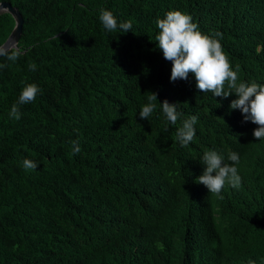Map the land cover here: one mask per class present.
Wrapping results in <instances>:
<instances>
[{
  "label": "trees",
  "instance_id": "obj_1",
  "mask_svg": "<svg viewBox=\"0 0 264 264\" xmlns=\"http://www.w3.org/2000/svg\"><path fill=\"white\" fill-rule=\"evenodd\" d=\"M0 2L18 8L25 50L14 63L0 58V264H264V158L246 155L257 143L230 108L238 97L201 92L193 74L171 82L155 40L167 12L191 15L203 34L222 33L241 81L264 85V0ZM101 9L132 32L105 30ZM14 24L0 14V46ZM32 83L42 94L10 119ZM149 92L157 108L145 120ZM164 100L182 113L175 126ZM193 115L196 137L182 147L175 133ZM205 150L225 163L240 156L241 185L216 208L185 185L204 173ZM25 159L39 167L26 170Z\"/></svg>",
  "mask_w": 264,
  "mask_h": 264
},
{
  "label": "clouds",
  "instance_id": "obj_2",
  "mask_svg": "<svg viewBox=\"0 0 264 264\" xmlns=\"http://www.w3.org/2000/svg\"><path fill=\"white\" fill-rule=\"evenodd\" d=\"M99 20L103 28L108 32L128 33L132 30V22H118L111 11L101 9ZM156 26L159 34L156 35L158 49L163 53L165 60L172 63L171 82L178 80L187 81L190 74L196 80V87L203 93H212L214 97L228 98L235 94L238 98L232 100L230 108L240 110L245 122H250L246 128L255 146L246 151V155L252 153L264 158V85L252 82L248 84L240 80L239 67L233 70L228 55L224 51L220 40L222 33L216 32L213 36L203 34L191 15L181 11H169L165 18L158 19ZM132 32V31H131ZM219 37V39H217ZM260 46H257V53ZM25 54V50L17 43L8 48L0 46V57L11 62H16ZM6 64H0V69L6 68ZM29 71L35 72L37 65L30 62ZM42 94L36 84H27L9 113L10 119L19 120L21 113L19 105L35 102L38 95ZM148 103L142 106L139 113L141 119L148 118L156 111L158 93L149 92ZM166 120L171 125H177L182 113L178 112L176 104H170L167 100L160 103ZM198 117L193 115L184 120L177 128L176 139L182 147H188L196 137L195 125ZM167 131V129H165ZM73 154L80 152L78 141L72 142ZM231 163H225V157L215 150H205L201 163L206 166L202 175L195 172L193 178L186 181L185 185L191 188L190 195L206 207L216 208L215 203L223 199L228 185L239 188L242 182L238 174L240 168V156L236 152H230L227 157ZM24 168L35 170L39 167L33 160L25 159Z\"/></svg>",
  "mask_w": 264,
  "mask_h": 264
},
{
  "label": "water",
  "instance_id": "obj_3",
  "mask_svg": "<svg viewBox=\"0 0 264 264\" xmlns=\"http://www.w3.org/2000/svg\"><path fill=\"white\" fill-rule=\"evenodd\" d=\"M1 13H8L14 19L15 24L13 30L11 31L10 35L5 40V42L1 45L11 48L15 46L20 39L22 33V26H23V18L18 8L12 6L9 2H0V14Z\"/></svg>",
  "mask_w": 264,
  "mask_h": 264
}]
</instances>
